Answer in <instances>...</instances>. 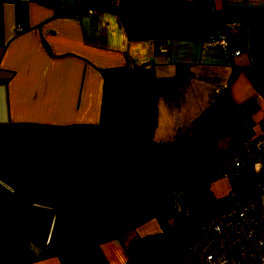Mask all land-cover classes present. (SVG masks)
Returning a JSON list of instances; mask_svg holds the SVG:
<instances>
[{"label": "crops", "instance_id": "0c3cea01", "mask_svg": "<svg viewBox=\"0 0 264 264\" xmlns=\"http://www.w3.org/2000/svg\"><path fill=\"white\" fill-rule=\"evenodd\" d=\"M263 117L264 0H0V264H124L177 201L175 264Z\"/></svg>", "mask_w": 264, "mask_h": 264}, {"label": "built area", "instance_id": "2783aa9c", "mask_svg": "<svg viewBox=\"0 0 264 264\" xmlns=\"http://www.w3.org/2000/svg\"><path fill=\"white\" fill-rule=\"evenodd\" d=\"M107 9L115 11L118 0H102ZM225 1V0H223ZM82 12L93 8L80 6ZM236 23L224 22L218 33L200 39L202 47L214 46L229 56L237 54L227 47L225 30L233 29ZM14 31L20 30L18 25ZM164 45L159 43L157 50L164 53ZM207 83L214 92L227 89L228 80L220 74L212 75ZM232 166L230 180L235 183L230 197L217 203L211 213L200 224L197 232L182 252L183 264H264V210L259 196L264 192L260 176L264 173V117L258 135L251 137L244 132L243 141L229 150ZM250 193V199L239 200L235 194L240 189ZM241 191V193H245ZM176 212L182 216L189 210L173 202Z\"/></svg>", "mask_w": 264, "mask_h": 264}, {"label": "trees", "instance_id": "16d2710c", "mask_svg": "<svg viewBox=\"0 0 264 264\" xmlns=\"http://www.w3.org/2000/svg\"><path fill=\"white\" fill-rule=\"evenodd\" d=\"M229 197L230 195L213 202L212 207L220 201L222 202L224 200H227ZM186 216H182L181 214L177 216V219L171 224V226L163 232L148 234L140 237L134 247L133 253L128 257L124 264H145L144 261L147 252L152 247V245L156 243L162 242L161 245L164 247V249H166L168 246V242L178 230L180 224L185 221Z\"/></svg>", "mask_w": 264, "mask_h": 264}, {"label": "rangeland", "instance_id": "374dc122", "mask_svg": "<svg viewBox=\"0 0 264 264\" xmlns=\"http://www.w3.org/2000/svg\"><path fill=\"white\" fill-rule=\"evenodd\" d=\"M259 180H260L261 183L264 184V173L260 176V179ZM240 191H244L245 192L246 189L242 188V189H240ZM251 196L252 195L250 193L245 192V193L239 195L238 196V199L239 200L250 199ZM259 201H260L261 206H262V208L264 210V192H262L260 194ZM161 243L162 242H159L157 244L152 245V247L149 249V251L146 254V258H145L144 263H146V260L147 261H150V259L155 260V261H159L161 264H170L171 263V261L170 262L167 261L166 254H162V251H163L162 249L163 248H162ZM181 260L182 259L180 257H177L175 259V264H177V262L179 264H182Z\"/></svg>", "mask_w": 264, "mask_h": 264}]
</instances>
